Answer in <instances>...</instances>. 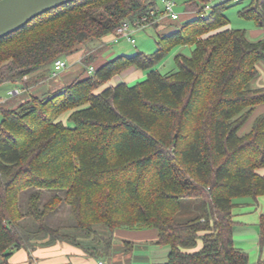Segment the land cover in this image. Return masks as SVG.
<instances>
[{
	"label": "trees",
	"instance_id": "obj_1",
	"mask_svg": "<svg viewBox=\"0 0 264 264\" xmlns=\"http://www.w3.org/2000/svg\"><path fill=\"white\" fill-rule=\"evenodd\" d=\"M211 1H187L194 15L161 34L154 54L121 55L64 89L3 110L0 264L15 250L34 249L36 239L81 244V236L45 223L63 202L55 194L40 209L45 189L66 192L82 236L96 225L107 227L109 249L117 229L154 228L156 243L170 247L165 264H249L234 239V209L238 198L264 196L258 173L264 168V112L258 113L264 86H252L264 62V38L251 40L229 27L232 0L207 10ZM152 5L75 0L37 16L0 39V86L32 75L33 84L48 79L57 59L113 36ZM239 16L264 28V0H251ZM176 46H189L191 54L177 55V70L163 74L157 66ZM133 66L147 73L145 80L106 86ZM70 110L66 124L60 116ZM27 190L23 211L20 195ZM196 198L201 212L177 221L183 200ZM26 216L39 224L37 233L22 230ZM199 241L202 247L193 250ZM30 264H36L32 258Z\"/></svg>",
	"mask_w": 264,
	"mask_h": 264
},
{
	"label": "rangeland",
	"instance_id": "obj_2",
	"mask_svg": "<svg viewBox=\"0 0 264 264\" xmlns=\"http://www.w3.org/2000/svg\"><path fill=\"white\" fill-rule=\"evenodd\" d=\"M189 0H175L176 7L175 10L180 14V16L183 19H180L179 21H170L167 20L164 22L166 25L177 27L178 24L185 21L184 15L186 12V2ZM222 1L226 0H212L210 4L214 5L217 3H220ZM228 1V0H227ZM251 0H242L241 2H237L235 0L230 1V6L226 10V15L230 19V28L234 29H243L247 32V35L249 39L251 40H259L261 38H264V28L257 27L252 21L243 19L239 16V11L244 9ZM158 6L160 8L163 7L162 0H158ZM160 29H157L156 26H148L145 29L136 30L133 34L134 39L136 40V44L130 43L126 38H121V40L118 43H111L107 46L108 50L104 53V56L109 53L110 51L113 52H120L119 54H124L127 56H133L138 52H144L145 54H154L158 49V40L160 39ZM104 39V38H103ZM96 40V41H90L88 43H85L83 45L79 46V49L84 50L83 60L82 64L78 68L75 69L73 65L68 61L67 56H64L63 58L68 62V68L59 73L58 77H53L51 83H56L55 81L58 79L61 82H66L70 79H72L73 71H78V78L82 77L84 73H86L88 68L87 63H94L96 60V55L101 52L103 49L106 48V41ZM82 47V48H81ZM179 54H191V49L189 46H176L173 49L170 50V52L166 55V57L158 64L157 69L162 72L163 74H168L170 72H173L177 70V64H176V57ZM87 62V63H86ZM74 67V68H73ZM259 70L260 74L259 76L252 82V86L258 87L264 85V62H261L259 64ZM72 73V74H71ZM34 76H30L28 78H25L22 82V84H25L27 87L36 86L37 84H33V81L35 80L33 78ZM147 77V73L145 76L133 81L130 84H135L139 81L145 80ZM42 82V81H41ZM31 84V85H30ZM71 84V83H70ZM47 85V84H46ZM69 85V84H68ZM45 87V85H44ZM46 88H42V86L35 92V95L31 94L28 96V94L23 95L20 99L21 100H29L33 96L37 97H43L47 96V94L44 92ZM32 91V90H31ZM7 92L0 91V97L1 99H5L9 97L6 95ZM49 94V93H48ZM29 97V98H28ZM260 110V108H259ZM73 110L67 111L63 113L60 116V120L64 121L66 124H69L68 119L71 115ZM32 191L27 190L21 193L20 195V206L23 211H26L27 204L29 197L31 195ZM55 194H58L62 197L63 202L60 203L59 208H57L54 211H49L46 215L45 223L54 229L60 230L62 233H68L71 235L81 236L80 240H82L80 243L81 249L84 251L87 258L93 259L90 260L91 264H94V261L96 264H98L99 260L104 262V264H130V259L133 257V260H143L152 255V252L154 251L155 245L148 244L147 247H137L135 248V252L131 256L129 252H131V245L130 244H120V240L117 236L115 237L112 248L109 249L106 245V240H109L111 237V233L109 232L108 228L103 225H96L95 226V232L92 233L91 236L86 235L82 236L80 231L77 228V220L72 213V207L68 203L67 195L65 191H55V190H48L45 189L42 191V198L40 201V209H43L44 206L49 203ZM253 200V198H249ZM239 201V199H237ZM202 209V200L199 198L196 199H185L182 202V209L180 213L176 216L177 221L183 222L186 220H189L196 215H198L201 212ZM250 211L254 210H248L242 208L239 213L240 214H246L244 217L251 216V213H248ZM20 225L22 227V230L25 231L29 230L30 232L37 233L39 230V224L29 216H26L24 219L20 221ZM253 226V225H252ZM130 229V228H125ZM132 229V228H131ZM135 229V228H133ZM251 232H253L251 230ZM238 244L239 247L245 250L250 256L252 253H256L257 250H259V237L255 236L254 234H244L243 232L237 233L234 238ZM36 241L42 242L41 239H36ZM45 241V240H44ZM202 247L201 241H199L196 248L193 250H198ZM131 256V257H130ZM141 259V260H140ZM250 260V259H249Z\"/></svg>",
	"mask_w": 264,
	"mask_h": 264
},
{
	"label": "crops",
	"instance_id": "obj_3",
	"mask_svg": "<svg viewBox=\"0 0 264 264\" xmlns=\"http://www.w3.org/2000/svg\"><path fill=\"white\" fill-rule=\"evenodd\" d=\"M158 0H153V4L156 5L159 9H162L158 6ZM163 2V0H162ZM194 15L193 12H185L184 19L187 20L191 18ZM180 19H183L182 17ZM179 19V20H180ZM178 20V21H179ZM164 22H157L154 26L157 27V29H160V33H168L171 31H174L176 28L173 26L166 25ZM183 23V22H182ZM182 23L178 24L181 25ZM177 26V27H178ZM121 40V39H120ZM119 40V41H120ZM103 41H106V48L103 49L101 52H99L96 56L95 62L91 65L95 70H97L99 67L103 66L107 62L121 56L124 54H119L120 52H109L104 56V53L108 50L107 46L111 43H118V42H112V35H108L104 37ZM130 42V41H129ZM131 43V42H130ZM133 44V43H132ZM82 48V47H81ZM84 55L83 49H78L76 52H74L71 55L67 56L68 61L76 68L82 64ZM73 67V68H74ZM89 69V68H88ZM73 71L72 79L68 81L61 82L58 79L55 81L56 83H51L53 77L58 76H51L43 80L42 82H39L36 86L27 87L25 84H22L20 82L18 83H5L0 86V91H6L9 97L5 99H0L3 101L0 104V122L3 119V110L4 109H12L24 102L25 100L17 101L20 99L23 95L28 94V96L35 95V92L42 86V88H46L44 92L46 94L48 93H54L56 91H59L61 89H64L68 84L72 83L76 79H78V71ZM72 74V73H71ZM90 70H87L86 73L82 77L91 75ZM145 72L135 66L129 68L128 70L124 71L123 73L115 76L112 80H110L106 86L116 85L121 82L126 83H132L133 81L145 76ZM80 75V74H79ZM47 84V85H46ZM45 85V87H44ZM258 86V87H263ZM22 89V93L12 96L9 94L11 90L14 89ZM30 90V93H29ZM32 90V91H31ZM29 98V97H28ZM260 110L258 113L264 112V106L259 107ZM257 115V114H256ZM258 173L261 175H264V168H260L258 170ZM250 197H244V198H238L235 200L236 202V208L235 211V227H234V238L237 233L243 232L244 234H254L255 236L259 237L260 241V220L261 217L264 215V196H260L258 199L251 200ZM244 208L248 210H254L250 211L248 213H251V216L244 217L246 214H240L239 211ZM253 225V226H252ZM251 230L253 232H251ZM119 238L120 244H128L130 242L131 245V252L130 255L132 256L135 252V248L137 247H147L148 244L155 245L154 251L152 252V255L146 259H143L141 261L139 260H133V257L130 259V264H165L168 262L169 253H170V247L168 245H159L157 244L158 240V231L154 228H138V229H117L112 237L113 241L115 237ZM89 239V238H88ZM236 246L240 249L238 242L235 240ZM244 250V249H242ZM245 251V250H244ZM249 255V254H248ZM130 256V257H131ZM33 259V261L36 264H91L90 258H87L84 251L81 249V245H74L68 242L64 241H58L53 244H48L46 242H37L36 247L34 249H26L21 248L18 250H15L14 254L9 259L8 264H30V259ZM249 264H264V245L259 243V250H257L256 253H252V255H249ZM100 261V260H99ZM99 263V262H98ZM94 264L95 261H94Z\"/></svg>",
	"mask_w": 264,
	"mask_h": 264
},
{
	"label": "built area",
	"instance_id": "obj_4",
	"mask_svg": "<svg viewBox=\"0 0 264 264\" xmlns=\"http://www.w3.org/2000/svg\"><path fill=\"white\" fill-rule=\"evenodd\" d=\"M227 1V0H226ZM237 2H240L242 0H235ZM225 2V1H222ZM213 5L207 4L206 9H211ZM176 2L175 0H163V8L159 9L156 7V5H152L149 12L145 15H143L140 18H137L133 21L125 20L122 22L121 26L118 28L117 32L112 36V42H118L121 38H126L128 41H130L133 44H136V40L133 37V34L136 30L145 29L148 26L155 25L157 22L162 21H178L181 16L180 14L175 10ZM68 68V62L64 58L57 59L52 67V75L58 76L59 73L64 71ZM90 73L95 72V69L93 67L89 68ZM22 93V89H14L9 92L10 95L15 96ZM3 101L0 99V104ZM98 264H104V262L99 261Z\"/></svg>",
	"mask_w": 264,
	"mask_h": 264
},
{
	"label": "water",
	"instance_id": "obj_5",
	"mask_svg": "<svg viewBox=\"0 0 264 264\" xmlns=\"http://www.w3.org/2000/svg\"><path fill=\"white\" fill-rule=\"evenodd\" d=\"M75 0H0V39L37 16Z\"/></svg>",
	"mask_w": 264,
	"mask_h": 264
}]
</instances>
